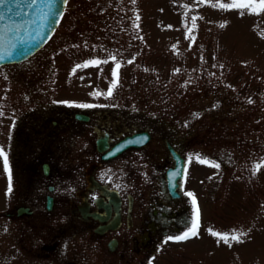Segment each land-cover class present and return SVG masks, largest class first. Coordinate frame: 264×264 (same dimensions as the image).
Returning <instances> with one entry per match:
<instances>
[{"label": "rangeland", "instance_id": "obj_1", "mask_svg": "<svg viewBox=\"0 0 264 264\" xmlns=\"http://www.w3.org/2000/svg\"><path fill=\"white\" fill-rule=\"evenodd\" d=\"M85 101L132 107L131 118L172 132L185 154L198 235L149 248L146 264H264L259 0H68L45 46L0 66V137L13 142L17 124L36 107L70 110ZM4 197L0 190V264H11L15 228L5 211L16 204ZM209 229L245 235L225 243ZM113 260L140 264L133 254Z\"/></svg>", "mask_w": 264, "mask_h": 264}, {"label": "flooded vegetation", "instance_id": "obj_2", "mask_svg": "<svg viewBox=\"0 0 264 264\" xmlns=\"http://www.w3.org/2000/svg\"><path fill=\"white\" fill-rule=\"evenodd\" d=\"M99 104L36 107L13 142L0 137L11 154L12 193L2 157L0 190L16 204L5 211L15 228L11 264H114L116 253L146 264L149 248L187 230L194 203L172 132L131 118L132 107ZM172 150L185 159L182 179L167 174L177 163Z\"/></svg>", "mask_w": 264, "mask_h": 264}, {"label": "water", "instance_id": "obj_3", "mask_svg": "<svg viewBox=\"0 0 264 264\" xmlns=\"http://www.w3.org/2000/svg\"><path fill=\"white\" fill-rule=\"evenodd\" d=\"M67 1L5 0L0 3V65L22 61L39 50L59 25ZM172 152L178 164L169 169L168 174L172 176L175 173V177L179 178L183 174V158L176 150Z\"/></svg>", "mask_w": 264, "mask_h": 264}, {"label": "snow or ice", "instance_id": "obj_4", "mask_svg": "<svg viewBox=\"0 0 264 264\" xmlns=\"http://www.w3.org/2000/svg\"><path fill=\"white\" fill-rule=\"evenodd\" d=\"M5 0H0V3H4ZM221 7H225V5H221ZM237 7H243V5H239L237 4ZM259 7L261 9H264V0H259ZM8 11L10 12L11 11V8L8 9ZM243 14V13H241ZM9 55H11V53H9ZM112 59L114 60L115 57H112ZM104 63H107V61H103ZM131 62V61H129ZM88 63H100V61H90ZM76 67H81V65H77ZM120 67L119 64H116V69H118ZM75 71V69L73 70ZM116 70L114 69L113 70V76L115 77L116 76ZM95 94V93H93ZM112 94V89L109 88V91L107 93V95H111ZM95 105H80V107H94ZM0 157L3 158V165H4V169L5 171L8 173V176H9V191H11V187H10V184H11V172H10V167H9V162H8V157H7V154L4 152L3 148L0 147ZM199 159V157H197ZM191 159V157L189 158ZM203 162V161H201ZM215 167H219V165H214ZM259 166H257L258 168ZM188 196H192L193 194L192 193H187ZM193 203H195V200H193ZM198 217H199V211L198 209L194 212V215L193 217H190L189 220H188V228L187 230L182 234V235H179V236H169L167 237V240H187L189 239L190 237H194V236H197L198 235V227H199V224H198ZM210 233H212L213 235L215 236H218L220 240H223L225 243H227L229 241V239L233 240V241H237V242H240V236L241 235H245V233H240V234H233L231 236H229L227 233L226 234H223L221 235L220 233H217V232H213L212 229H209L208 230ZM235 232V230H234Z\"/></svg>", "mask_w": 264, "mask_h": 264}]
</instances>
